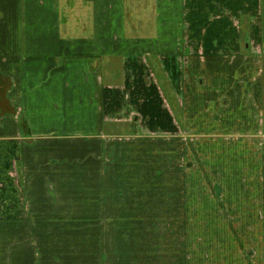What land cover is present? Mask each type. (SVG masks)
Wrapping results in <instances>:
<instances>
[{"label": "crops", "instance_id": "0c3cea01", "mask_svg": "<svg viewBox=\"0 0 264 264\" xmlns=\"http://www.w3.org/2000/svg\"><path fill=\"white\" fill-rule=\"evenodd\" d=\"M127 1L0 0V264H264V0Z\"/></svg>", "mask_w": 264, "mask_h": 264}, {"label": "rangeland", "instance_id": "374dc122", "mask_svg": "<svg viewBox=\"0 0 264 264\" xmlns=\"http://www.w3.org/2000/svg\"><path fill=\"white\" fill-rule=\"evenodd\" d=\"M127 4L129 5V0L127 1ZM146 8H147V6H146ZM78 9H79V5H78ZM143 12V11H142ZM141 15V14H140ZM88 19V18H87ZM79 28V27H78ZM175 238H176V234L174 235V241H175ZM179 240H180V238H179Z\"/></svg>", "mask_w": 264, "mask_h": 264}]
</instances>
